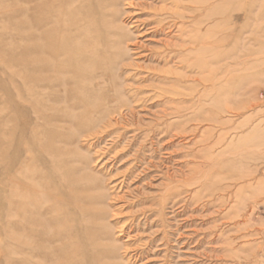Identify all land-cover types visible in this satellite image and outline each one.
<instances>
[{"label": "rangeland", "instance_id": "rangeland-1", "mask_svg": "<svg viewBox=\"0 0 264 264\" xmlns=\"http://www.w3.org/2000/svg\"><path fill=\"white\" fill-rule=\"evenodd\" d=\"M49 1L0 0V264H264V0H207L198 69L164 58L176 31L137 39L162 5L137 0L131 39L89 52L98 80L67 95L85 64L48 41L66 17Z\"/></svg>", "mask_w": 264, "mask_h": 264}, {"label": "bare ground", "instance_id": "bare-ground-1", "mask_svg": "<svg viewBox=\"0 0 264 264\" xmlns=\"http://www.w3.org/2000/svg\"><path fill=\"white\" fill-rule=\"evenodd\" d=\"M55 1H56L54 2L55 4L53 3L50 4V6L48 5V9H50L52 13H56V14L59 13L62 16H66L64 21L55 22L56 25L61 26L63 30L60 31V33L54 32V34L53 32L51 33L48 32L46 37L48 41H50L53 44L55 42L54 38L62 40L68 47L67 50L68 53L69 52L71 53L72 50L77 51V53H80L82 55L80 58L82 64H85L83 67L77 66L78 69L80 68L79 71L77 73H71L72 77L70 79H68L69 77L67 78L68 73L67 74L65 73V76L59 82L63 86V89H65L64 94L67 95L68 93L70 94V92L67 91L68 89L66 86L68 85V83L77 81L79 79L81 81L85 80L89 82L92 81L94 82V80H98L97 78L98 74L96 75V73L94 72L98 65L99 59L96 60V57L93 54H90L89 52H94L95 54H98L100 50L103 49L106 51L113 50L112 48L118 47L123 43H125L126 40L129 38L128 35L122 34L123 30L122 27L118 24V22L123 21L122 23H125L124 22L125 16L127 17L128 14H130L127 11H125V9L126 10L129 9L126 7L139 8L143 3L136 4L137 0H55ZM49 2H53V0H50ZM155 2L156 4H162V5L159 11L146 14L149 17L147 19L149 20V22L143 21L141 19L135 20V24L138 25L134 28L137 29L139 33V34L135 33L137 39H139L138 37H140L142 30L147 29L152 25H155L154 27L155 29L152 28L154 29V33L159 34V32L163 33L165 31L166 32L176 31L181 43L180 45L171 46L170 43L169 45H166V51L169 52L168 54H166V57H164L166 60L169 58L170 60L171 59L176 60L179 64L186 63L187 65L191 66L194 69H198L199 66L198 63L201 62H205V63L208 62L211 64L207 0H155ZM237 2H239V0H229V2L227 0H220L219 4L225 6L228 3H237ZM73 6L74 7L76 6L77 10H75ZM122 9H124L125 12ZM200 18H204V19L201 20ZM39 24L40 22L38 21L36 23L37 31L40 28ZM78 24L80 26H78ZM142 26L144 28L140 29ZM74 28L78 30L79 35L77 38H75L76 35L73 37L68 32V30H72ZM104 39H109V40L111 39V40L105 43ZM35 41H36V50H35L36 61L39 65V70L41 74L44 73L43 68L44 67L50 68L51 64L50 62L46 63L42 55L40 54L41 41L38 38L35 39ZM48 52L51 53V55L54 57L59 52V50L56 47H54L52 48V50H49ZM62 53L63 52H61V54ZM41 66L44 67L42 68ZM201 73H204L201 74L203 77L205 76L203 78L204 81L210 84L205 86L206 90H209L211 91L210 93H213V81L210 83V80L213 79L212 70L207 71L206 73L207 75H205V71H202ZM44 82L45 80L41 78V80L38 81L37 84H41ZM85 92L87 96L86 95L83 96L81 101L87 102V105H85L84 108L89 110L93 108L92 106L93 99L89 97L90 91L85 89ZM71 93L75 96L81 94L82 92L78 91V89H73ZM102 102L104 103V101ZM45 203H46V199L44 205ZM75 208L77 211L79 210L80 212H84L85 215L87 216L88 214L90 216L92 215L87 210L88 209L87 207L83 208L82 206L79 205V203L75 204ZM31 209L32 206L30 207V210ZM22 210L23 209H21L20 211L22 212ZM33 211L34 209L32 210V212ZM33 214L36 215L38 213H36L35 210ZM85 224L88 226L89 225L93 226V223L90 221H87ZM91 233L93 237L96 236V233L93 230L91 231Z\"/></svg>", "mask_w": 264, "mask_h": 264}]
</instances>
